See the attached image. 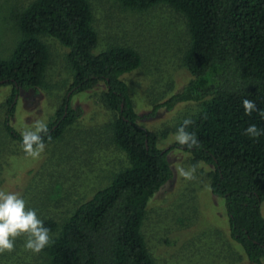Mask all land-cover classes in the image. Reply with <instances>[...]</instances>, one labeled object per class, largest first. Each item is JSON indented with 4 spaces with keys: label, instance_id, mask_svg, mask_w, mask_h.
Returning <instances> with one entry per match:
<instances>
[{
    "label": "trees",
    "instance_id": "obj_1",
    "mask_svg": "<svg viewBox=\"0 0 264 264\" xmlns=\"http://www.w3.org/2000/svg\"><path fill=\"white\" fill-rule=\"evenodd\" d=\"M118 1L133 9L166 4L185 18L189 41L182 60L191 78L152 111L197 102V111L176 129L185 119L192 120L187 130L196 134L200 147L173 142L160 148L157 135L139 124L123 75L141 65L140 54L126 45L96 51L99 38L89 0L28 2L15 15L19 37L10 55L0 56V86H10L2 122L6 134L22 144V133L11 119L21 95L45 83L50 62L46 38H51L67 49L72 78L47 123L45 145L76 122L80 108L72 107L73 96L102 83L101 98L114 112L110 138L128 159L108 185L61 223L42 219L52 233L43 264H157L142 225L150 198L172 178L167 155L173 148L212 167L210 189L225 201L230 237L250 264H264V135L244 134L252 124L264 129V0ZM246 98L257 106L250 116L242 107Z\"/></svg>",
    "mask_w": 264,
    "mask_h": 264
},
{
    "label": "rangeland",
    "instance_id": "obj_2",
    "mask_svg": "<svg viewBox=\"0 0 264 264\" xmlns=\"http://www.w3.org/2000/svg\"><path fill=\"white\" fill-rule=\"evenodd\" d=\"M31 0H0V56L10 55L19 32L15 15ZM97 50L126 45L138 51L141 65L123 75L139 124L157 135L160 148L175 142L177 124L194 114L197 102H179L172 108L154 105L179 91L191 78L183 64L189 41L183 15L169 5L147 9L123 6L118 0H89ZM50 62L45 83L36 92L19 98L11 124L23 133L36 121L46 124L63 101L72 75L65 62L67 49L46 38ZM103 84L73 96L72 107L80 112L75 123L54 143L46 145L39 159L26 156L21 144L3 128L5 101L10 86H0V190L15 192L35 209L42 220L61 223L98 189L108 185L128 165L125 153L110 138L108 124L114 112L101 98ZM172 178L149 200L142 225L149 253L157 264H250L243 249L229 235L225 201L210 189L212 167L192 160L179 148L168 152ZM196 166L195 179L177 171ZM45 192L48 194L46 197ZM264 217V201L261 204ZM52 233H50L51 236ZM25 236L15 240L12 252L0 254V264H43V250H26Z\"/></svg>",
    "mask_w": 264,
    "mask_h": 264
},
{
    "label": "clouds",
    "instance_id": "obj_3",
    "mask_svg": "<svg viewBox=\"0 0 264 264\" xmlns=\"http://www.w3.org/2000/svg\"><path fill=\"white\" fill-rule=\"evenodd\" d=\"M242 107L244 113L249 116L257 110L256 103L247 98L242 101ZM192 123V120L185 119L175 135L176 143L190 149L200 147L196 134L187 130ZM48 133L49 129L44 121H36L33 129L22 133L21 146L26 156L33 159L41 157L46 148L44 136ZM244 134L257 138L264 135V129H258L252 124L244 130ZM177 171L186 180L195 179V165L187 170L180 167ZM20 236L26 237L25 249L36 254L52 243L50 229L45 227L36 210L28 208L26 201L19 194L0 190V254L12 252L15 240Z\"/></svg>",
    "mask_w": 264,
    "mask_h": 264
}]
</instances>
